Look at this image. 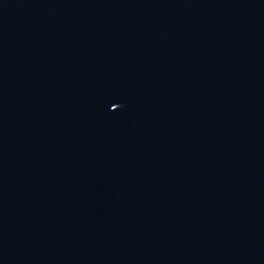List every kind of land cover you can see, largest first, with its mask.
I'll return each mask as SVG.
<instances>
[{
	"label": "water",
	"instance_id": "water-1",
	"mask_svg": "<svg viewBox=\"0 0 264 264\" xmlns=\"http://www.w3.org/2000/svg\"><path fill=\"white\" fill-rule=\"evenodd\" d=\"M0 264H264V0H0Z\"/></svg>",
	"mask_w": 264,
	"mask_h": 264
}]
</instances>
